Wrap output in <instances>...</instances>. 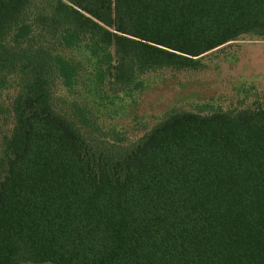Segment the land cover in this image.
Listing matches in <instances>:
<instances>
[{
	"label": "trees",
	"instance_id": "obj_1",
	"mask_svg": "<svg viewBox=\"0 0 264 264\" xmlns=\"http://www.w3.org/2000/svg\"><path fill=\"white\" fill-rule=\"evenodd\" d=\"M243 35L264 0H0V264H264L249 89L133 140L98 114Z\"/></svg>",
	"mask_w": 264,
	"mask_h": 264
},
{
	"label": "rangeland",
	"instance_id": "obj_2",
	"mask_svg": "<svg viewBox=\"0 0 264 264\" xmlns=\"http://www.w3.org/2000/svg\"><path fill=\"white\" fill-rule=\"evenodd\" d=\"M200 60V69H162L146 74L140 90L100 108V124L112 126L133 140L170 110L237 105L243 89H249L245 105L255 101L264 104V37L243 35Z\"/></svg>",
	"mask_w": 264,
	"mask_h": 264
}]
</instances>
